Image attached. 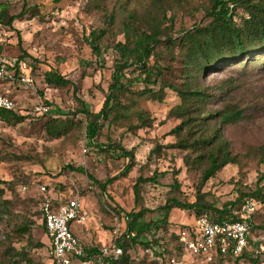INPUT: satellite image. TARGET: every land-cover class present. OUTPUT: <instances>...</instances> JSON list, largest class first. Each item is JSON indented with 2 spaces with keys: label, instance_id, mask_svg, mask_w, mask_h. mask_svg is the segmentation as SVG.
I'll return each mask as SVG.
<instances>
[{
  "label": "rangeland",
  "instance_id": "1",
  "mask_svg": "<svg viewBox=\"0 0 264 264\" xmlns=\"http://www.w3.org/2000/svg\"><path fill=\"white\" fill-rule=\"evenodd\" d=\"M24 2L0 0V29L7 43L5 54L11 59L22 55L21 48L25 50L28 55L23 60L29 64L34 79L33 87L19 82L0 85V92L11 95L18 110L26 115L17 124L0 121V179L6 181L0 203L3 199L10 201L9 212L0 215V264H54L42 225L41 205L46 196L65 201L79 195L90 216L85 222L76 223L75 231L89 247H97L110 243L117 223L121 231L126 228L125 216L132 210L147 208L146 220L158 221L163 217L160 207L170 197L194 202L200 193L201 201L222 208L241 192L256 188L258 179L264 175V155L258 153V147L264 145V53L246 66L224 65L209 69L200 77L201 84L211 93L206 104L208 110L212 113L241 110L242 117L223 125V134L239 164L226 165L198 192L202 171L189 168L191 165L184 161V155L194 157L196 153L167 146L179 140L171 131L181 119L168 116L170 109L181 102L177 92L166 88L163 101L136 95L122 97L126 105L118 116L114 118L113 114L112 122L100 121L97 142L87 136V118L79 112L80 99L92 112L102 108L114 61L120 56L115 44L126 40L124 24L133 11L145 12L151 0ZM164 5L168 17L165 25L173 24L174 37L195 24L202 26L210 21L206 13L211 0H166ZM23 10L25 13L21 14ZM111 13L115 20L109 25L106 19ZM241 14L236 17L238 21ZM104 28L107 33L98 42L101 54L97 55L88 38L92 30ZM156 52V59L171 67L165 78L180 85L181 60L172 61L164 44ZM50 70L61 72L73 84L61 87L46 83L45 74ZM141 87L140 82L134 85L135 89ZM36 97L52 103L50 114L35 112ZM142 115L149 118L145 122L148 124H142ZM53 118L71 122L66 131L54 134ZM206 122L213 125L209 118ZM110 142L127 150L135 149V163L128 175L122 176L121 172L129 158L119 151H102L100 145ZM157 145L162 151L151 154ZM66 164L83 166L97 179L113 178V181L102 191L86 173L63 170ZM155 171L159 174L158 183L141 184L136 198L137 179L151 177ZM177 179L178 188L174 186ZM43 185L47 187L45 191L41 190ZM237 211L241 213V209ZM194 215L174 208L167 225L160 226L162 251L166 248L162 259L153 263L155 250L137 244L128 249L127 264H264V228L260 227L264 223V209L250 219L249 256L240 260L230 257L208 260L178 249L171 231L192 223ZM24 224H29V232L15 229ZM172 258L176 261L172 262Z\"/></svg>",
  "mask_w": 264,
  "mask_h": 264
},
{
  "label": "trees",
  "instance_id": "2",
  "mask_svg": "<svg viewBox=\"0 0 264 264\" xmlns=\"http://www.w3.org/2000/svg\"><path fill=\"white\" fill-rule=\"evenodd\" d=\"M165 2L166 0H151L145 12L133 11L129 14L128 20L124 24L126 40L118 41L115 44V49L120 56L114 61L109 92L102 108L98 112H92L88 109L87 103L80 99L79 112H82L87 118V136L96 141L102 126L100 121L109 120L112 122V115L114 114V118H116L122 110L121 108L126 105L122 101V97L136 95L163 101L166 88L177 92L181 102L170 109L168 116H176L181 119V122L171 131L176 134L179 140L167 146L192 149L196 153L194 157L189 154L184 155V161L191 165L189 168L202 171L198 181V192H201V187L205 186L207 181L226 165L239 164L237 158L232 154L230 142L223 134V125L236 121L242 115L241 110L220 111L219 113H212L208 110L206 104L211 100V93L204 84H201L200 77L203 72L224 65L243 63L246 66L256 61L264 53V0H211V6L206 13L210 21L202 26L195 24L194 28L185 30L184 34L177 37L171 34L173 24L165 25V21L168 19ZM24 4H27V0ZM240 10L243 11V14L240 13ZM23 13H25L24 10L21 14ZM240 14L241 17L238 21L236 17ZM169 19L171 20V18ZM114 20L115 15L111 13L107 16L106 22L111 25ZM106 33V28L98 31L92 30L90 33L88 40L97 55L101 54L98 42ZM18 43L22 45L21 38ZM162 44L168 48L169 58L172 61L181 60L183 79L180 85L165 78V74L170 72L171 67L163 65L159 58L156 59L158 54L156 49ZM21 50L22 55L17 57V61L25 59L28 55L25 50L22 48ZM45 81L48 84L61 87L73 84L70 79L56 70L46 72ZM136 82L143 83V87L135 89ZM155 85H159V88L156 89ZM45 103L50 107L52 105L48 101ZM25 118L26 115L18 110V106L15 109L0 108V121L4 123L17 124L23 122ZM208 118L212 120V126L206 122ZM140 119L143 121L142 124H148L145 123L149 120L147 116L142 115ZM70 122L53 118L54 134L66 131ZM48 129L51 130V127ZM100 146L102 151H119L122 156L129 158V162L121 172L122 176L128 175L135 163V149L127 150L114 142ZM162 149L160 145H157L151 154L155 151L161 152ZM258 153L260 156L264 155V145L258 147ZM67 169L86 173L89 179L96 183L102 191H106L107 185L113 181V178L107 181L99 180L86 171L83 166L75 167L72 164H66L63 166V170ZM158 176L157 171L151 177L140 176L134 184L136 198H139L141 184L158 183ZM3 184H6V181L0 179V198L6 191ZM174 186L179 187L178 179ZM52 198L56 202L62 201L58 197ZM248 198H253L264 204V175L258 179L255 189L241 192L234 201L225 203L222 208L201 201L202 195L199 193L194 202L182 201L176 197L168 198L166 203L160 207L163 217L158 221L146 220L147 208L127 212L125 216L126 231L131 233V237L120 241L124 255L113 260L111 264H127L128 249L137 244H142L148 250H155L153 263H156L155 260H159V258L162 259L166 248H163L162 251L160 226L167 225L174 208L193 212L195 218L206 215L212 221L218 222L242 220L241 213L237 210L241 209ZM9 202V200L3 199L0 203V215L9 212L7 209ZM260 209H264V207H259L256 212ZM42 225L46 232L43 213ZM260 227L264 228V223ZM15 229L22 233L30 231L29 224L17 226ZM171 238L176 241L177 248L182 250L177 242V230L171 231ZM97 250L98 247H88L89 253ZM248 252L249 247L236 260L249 256ZM228 257L217 256L219 259Z\"/></svg>",
  "mask_w": 264,
  "mask_h": 264
},
{
  "label": "built area",
  "instance_id": "3",
  "mask_svg": "<svg viewBox=\"0 0 264 264\" xmlns=\"http://www.w3.org/2000/svg\"><path fill=\"white\" fill-rule=\"evenodd\" d=\"M6 44L0 29V85L7 82H19V84L33 87L34 79L31 76L29 64L23 59L17 61V57L10 59L5 54ZM36 100L35 112L42 115L51 113L50 106L40 97H36ZM16 107L17 103L11 95L0 92V108L15 109ZM46 189L44 185L41 187L42 191ZM261 206L264 207V204L253 198L246 199L241 207L242 220L218 222L212 221L206 215L196 217L192 223L181 226L177 230V242L185 254L202 255L208 260H213L220 255L236 259L249 247L250 219ZM41 211L50 241L49 254L54 264H111L124 252L120 241L131 237V233L127 232L126 228L121 231L117 223L110 243L89 253V246L73 228L76 223H83L90 216L79 195L60 202L46 196L42 202ZM175 261V258H172V262Z\"/></svg>",
  "mask_w": 264,
  "mask_h": 264
},
{
  "label": "crops",
  "instance_id": "4",
  "mask_svg": "<svg viewBox=\"0 0 264 264\" xmlns=\"http://www.w3.org/2000/svg\"><path fill=\"white\" fill-rule=\"evenodd\" d=\"M75 227H76V224L73 226V228H74V231H75ZM77 230H78V227H77ZM76 233H77V231H75ZM78 234V233H77ZM82 239V238H81ZM83 240V239H82ZM84 241V240H83ZM85 242V241H84ZM86 243V242H85ZM103 246V245H102ZM97 247H101V245L100 246H97Z\"/></svg>",
  "mask_w": 264,
  "mask_h": 264
}]
</instances>
